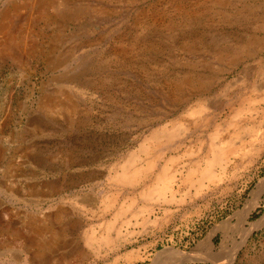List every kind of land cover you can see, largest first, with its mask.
<instances>
[{"label": "rangeland", "instance_id": "1", "mask_svg": "<svg viewBox=\"0 0 264 264\" xmlns=\"http://www.w3.org/2000/svg\"><path fill=\"white\" fill-rule=\"evenodd\" d=\"M261 7L0 0V264H264Z\"/></svg>", "mask_w": 264, "mask_h": 264}, {"label": "bare ground", "instance_id": "2", "mask_svg": "<svg viewBox=\"0 0 264 264\" xmlns=\"http://www.w3.org/2000/svg\"><path fill=\"white\" fill-rule=\"evenodd\" d=\"M261 13L263 14L264 13V10H262V7H261ZM7 14V13H6ZM241 14V13H240ZM234 15V14H233ZM9 17V16H8ZM260 17H262L261 18V21H263V24H264V14H263V16L261 15ZM5 18V17H4ZM262 24V23H261ZM257 25H258V23H257ZM251 36V35H250ZM245 38V37H244ZM247 39V38H246ZM228 47V46H227ZM251 50V49H250ZM234 59V58H233ZM260 64V63H259ZM260 66V65H259ZM262 66V65H261ZM247 68V67H246ZM254 68V67H253ZM261 68V67H260ZM260 68H258V69H260ZM256 69V68H255ZM257 69V70H258ZM257 72V71H256ZM250 73V72H249ZM252 75V74H251ZM246 76V75H245ZM244 76V77H245ZM242 78V77H241ZM253 80V79H252ZM242 81V80H241ZM261 81V80H260ZM245 82V81H244ZM245 84V83H244ZM252 84V83H251ZM264 84V83H263ZM240 86V85H239ZM250 87H251V85H250ZM229 88V87H228ZM253 91L255 90V89H252ZM240 109V108H239ZM191 114V113H190ZM237 114V113H236ZM208 116V115H207ZM213 119V118H212ZM211 125H212V123H211ZM202 126V125H201ZM217 126H219L218 124H217ZM208 127V126H207ZM162 128V127H161ZM166 129V128H165ZM196 129V128H195ZM198 129V128H197ZM221 129V128H220ZM157 130V129H156ZM162 130V129H161ZM205 130V129H204ZM166 131V130H165ZM192 131H194V130H192ZM196 131V130H195ZM219 131V130H218ZM221 131V130H220ZM219 131V132H220ZM154 132V131H153ZM152 132V133H153ZM163 132V131H162ZM212 132V131H211ZM151 133V134H152ZM159 133V132H158ZM150 134V135H151ZM173 135L174 134H172L171 132H169L168 134H166V137H167V139H169V138H172L173 137ZM211 138H213V139H215V140H217V138H219L220 137V135L218 134V132H217V129H214V131L211 133ZM219 136V137H218ZM153 138V137H152ZM151 139V138H150ZM180 140V139H179ZM178 140V141H179ZM219 140H221V139H219ZM165 141V140H164ZM172 141V140H171ZM236 141V140H235ZM152 142H153V140H152ZM180 142V141H179ZM238 142V141H237ZM164 143V142H163ZM174 143H175V141H174ZM173 143V144H174ZM234 143V142H233ZM231 144H232V142H231ZM177 145V144H176ZM143 146V145H142ZM144 148V147H143ZM149 148V147H148ZM144 151H145V148L143 149ZM237 151V149H236V147H233V146H229L228 144H226L225 146H222V145H220L219 143H218V141L216 142V141H214L213 143H212V145H211V152H212V157H211V159H209V158H206V160H205V165H204V168L202 169V170H197L196 168L197 167H192V168H190L189 170H187L188 171V173H187V177H186V179H185V181L184 182H186V183H191V181L189 180L190 178H192V177H194V176H196V175H212V167L214 166V164H218V163H221V162H223V161H228L229 160V158L232 156V155H234V153ZM137 156H138V154H137ZM138 158V157H137ZM134 160V159H133ZM169 161H171V159H168ZM133 161H131L130 162V164L128 163L124 168H123V170H122V173L120 174V180H121V182L122 183H124V184H126V182H128L130 185H132V184H135L136 182H138V178H140L139 176H140V174H141V170H135V169H131V166L133 165V163H132ZM152 163H149L148 165H147V168L145 169V171H147L148 169H150L151 167H152V165H153V161H151ZM166 165V164H165ZM227 165V164H226ZM225 165V166H226ZM134 166V165H133ZM171 166H173V165H171ZM217 166H219V165H217ZM123 167V166H122ZM139 167V166H138ZM142 167V166H141ZM141 167H139V168H141ZM174 167V166H173ZM222 167H224V166H222ZM132 168H134V167H132ZM170 168L169 167V165H167L166 167H164V169L160 172V173H158V176L160 177V176H162L161 178H160V185H162V187H164V188H160V186H157V185H155V186H157L156 188H151V189H149L148 190V192H147V194H145L144 196H147L148 198H156L158 195H159V190H169V191H173V189H172V182H173V178H174V176L172 177V176H170V175H168L169 173L168 172H166V170H168V169ZM222 169V168H221ZM143 170V169H142ZM220 172H222V171H220ZM143 173H144V171H143ZM219 174V173H218ZM211 178V177H210ZM158 179V178H157ZM213 179H214V177H213ZM212 179V180H213ZM216 179V178H215ZM219 179H220V177H219ZM211 180V179H210ZM217 180V179H216ZM157 181V180H156ZM155 181V182H156ZM157 181V182H158ZM219 181V180H218ZM115 182V181H114ZM117 182V181H116ZM119 182V181H118ZM207 182H208V180H207ZM121 184V183H120ZM154 184V183H153ZM122 185V184H121ZM201 187V186H200ZM259 190H258V192H257V195L255 196V198L253 199V203H255V201L257 200V199H259V197H260V193H261V191H263L264 190V181L263 182H261L260 184H259ZM256 189H258V188H256ZM173 193H174V191H173ZM255 193V192H254ZM115 194H117V193H115ZM249 206V205H248ZM246 208V207H245ZM248 211H249V208L248 209H246V210H243V214H242V218L240 219L241 220V222H243L244 223V220H245V216L247 215V213H248ZM264 224V217L257 223V224H253V226H255V227H258V226H261V225H263ZM252 226V224H251V230L250 229H248V227L247 228H244L243 230H244V239L248 236V234L252 231V229L253 228H255V227H253ZM37 229H39V226L37 227ZM243 232V231H242ZM42 233V232H41ZM94 238H89L88 239V242H90V244H91V242L93 241L94 242V240H93ZM21 240V239H20ZM19 241V240H18ZM22 241V240H21ZM208 241V240H207ZM33 243H35V242H33ZM38 244H40L39 242H38ZM45 244V242H42L41 243V245H39V246H37L36 248H40V247H43V245ZM22 246H23V249L25 248L24 247V242L22 241V244H21ZM36 246V245H35ZM49 246V245H48ZM34 247V246H33ZM207 248H209V252H208V250H207V252H206V255H213V254H210V251H211V249H210V243L209 242H207ZM27 249V248H26ZM233 253H235V252H233ZM235 255V254H234ZM35 257V256H34ZM33 257V258H34ZM233 258V257H232ZM162 260V259H161ZM180 260V259H179ZM32 261V257L31 256H27L25 259H23V262L25 263V264H34V263H32L31 262ZM177 261L178 260H171L168 264H176L177 263ZM230 259L229 260H226V262L224 263V264H229L230 263ZM167 262V261H166ZM165 262V263H166ZM161 264V263H160Z\"/></svg>", "mask_w": 264, "mask_h": 264}]
</instances>
